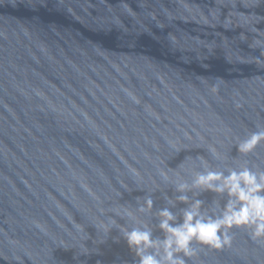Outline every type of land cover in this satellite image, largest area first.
Instances as JSON below:
<instances>
[{"label":"water","instance_id":"obj_1","mask_svg":"<svg viewBox=\"0 0 264 264\" xmlns=\"http://www.w3.org/2000/svg\"><path fill=\"white\" fill-rule=\"evenodd\" d=\"M258 129L264 0H0V264H138L122 228L163 239L199 157L264 171V142L237 149ZM185 194L209 215L228 201ZM229 235L187 264H264V240Z\"/></svg>","mask_w":264,"mask_h":264},{"label":"clouds","instance_id":"obj_2","mask_svg":"<svg viewBox=\"0 0 264 264\" xmlns=\"http://www.w3.org/2000/svg\"><path fill=\"white\" fill-rule=\"evenodd\" d=\"M262 142L264 129H258L239 141L238 153H253ZM210 152L214 158H219L215 150L210 149ZM199 159L204 171L195 172L191 184L179 176L173 182L176 192L180 193L178 202L188 205L182 211L181 222H177L176 215L167 207L157 214L163 239H154L147 225L134 226L130 230L122 228L123 239L138 264H187L195 252L193 243L222 251L231 246L229 233L233 230H249L251 239L264 240V171L240 167L228 170L225 175L224 171L211 169L202 157ZM161 176L165 182L170 180L165 172H161ZM191 190L226 194L227 204L219 215L205 214L201 211V200L196 199L189 204L185 193ZM152 207L153 201L148 197L137 212H151ZM116 215L136 222V214L126 207Z\"/></svg>","mask_w":264,"mask_h":264}]
</instances>
